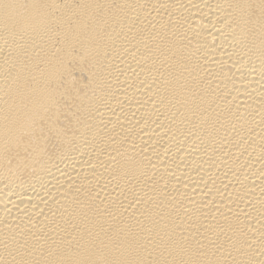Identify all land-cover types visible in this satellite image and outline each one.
<instances>
[{
  "label": "bare ground",
  "instance_id": "1",
  "mask_svg": "<svg viewBox=\"0 0 264 264\" xmlns=\"http://www.w3.org/2000/svg\"><path fill=\"white\" fill-rule=\"evenodd\" d=\"M0 264H264V0H0Z\"/></svg>",
  "mask_w": 264,
  "mask_h": 264
}]
</instances>
